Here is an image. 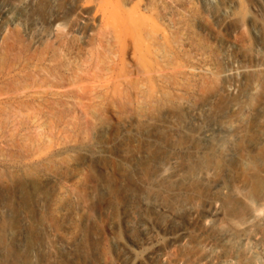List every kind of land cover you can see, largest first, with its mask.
I'll return each mask as SVG.
<instances>
[{
    "label": "rangeland",
    "instance_id": "374dc122",
    "mask_svg": "<svg viewBox=\"0 0 264 264\" xmlns=\"http://www.w3.org/2000/svg\"><path fill=\"white\" fill-rule=\"evenodd\" d=\"M75 1L61 3L64 23L37 41L16 25L0 36V206H9L10 195L37 192L53 198L54 207L66 198L84 199L86 166L105 176L101 165L123 159L128 129L137 135L139 122L161 111L185 118L218 92L225 54L250 66L264 65V38L248 19L249 0H216L209 7L203 0H84L87 20L80 30L69 5ZM222 7L228 16L218 18ZM254 109L229 123L248 120L256 129L264 124V106L256 103ZM172 142L167 137L163 148L154 149V163L168 156ZM80 149L92 150L95 158L85 161ZM106 174L111 175L109 168ZM117 195L123 203L119 213L109 204L93 214V230L85 229L83 238L90 259L75 264H127L116 242L117 232L124 236L125 231L115 230L113 222L138 209L126 195ZM145 215L166 260L176 246L167 238L179 226L186 229L188 253L164 264H204L201 257L208 250L224 255L222 221H210L202 212L190 223Z\"/></svg>",
    "mask_w": 264,
    "mask_h": 264
},
{
    "label": "bare ground",
    "instance_id": "6f19581e",
    "mask_svg": "<svg viewBox=\"0 0 264 264\" xmlns=\"http://www.w3.org/2000/svg\"><path fill=\"white\" fill-rule=\"evenodd\" d=\"M249 1L248 19L264 38V0ZM62 2L0 0V36L4 29L16 25L34 41L45 37L49 29L65 21ZM203 2L209 7L216 0ZM69 5L80 30L87 20L84 0ZM47 9L51 12L40 16ZM227 16L225 7L217 11L218 18ZM222 60L218 92L208 95L185 118L161 111L153 119L140 121L137 135L135 129H128L124 133L126 146L120 151L123 159L117 164L108 159L101 165L105 176L86 166L88 194L84 199L66 198L54 207L55 200L49 195H10L9 206H0V263L75 264L79 259L89 260L84 230L91 229L93 214L109 204H115L118 214L123 203L117 202V194L123 193L138 209L113 222L115 230L121 226L125 231L124 236L117 232L116 242L127 264H145L149 259L155 264L169 263L182 260L189 251L186 229L179 226L167 238L168 245L176 243L167 261L160 239L151 237L154 229L146 211L171 222L183 218L190 223L201 212L210 221H222L219 233L225 240L224 255L208 250L201 257L204 264H264V124L252 130L248 120L237 126L229 123L242 113L253 114L256 103L264 106V65L250 66L227 54ZM170 136L173 142L168 156L154 163V149L163 148ZM136 137L141 140L137 142ZM79 152L85 161L95 158L92 150ZM220 186L223 192L217 189Z\"/></svg>",
    "mask_w": 264,
    "mask_h": 264
}]
</instances>
